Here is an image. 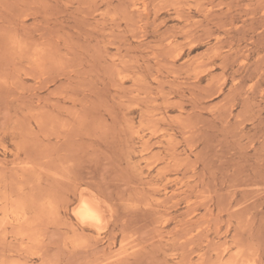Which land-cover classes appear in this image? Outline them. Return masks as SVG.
<instances>
[{
    "label": "rangeland",
    "instance_id": "374dc122",
    "mask_svg": "<svg viewBox=\"0 0 264 264\" xmlns=\"http://www.w3.org/2000/svg\"><path fill=\"white\" fill-rule=\"evenodd\" d=\"M232 262L264 264V0H0V264Z\"/></svg>",
    "mask_w": 264,
    "mask_h": 264
},
{
    "label": "bare ground",
    "instance_id": "6f19581e",
    "mask_svg": "<svg viewBox=\"0 0 264 264\" xmlns=\"http://www.w3.org/2000/svg\"><path fill=\"white\" fill-rule=\"evenodd\" d=\"M135 7V6H134ZM142 12H143V10H141ZM20 132V131H19ZM21 142V141H20ZM169 143V142H168ZM148 144V143H147ZM4 153V152H3ZM158 157V156H157ZM172 160V159H171ZM161 167V166H160ZM160 169V168H159ZM77 186V185H76ZM72 189V188H71ZM157 189V188H156ZM70 190V189H69ZM57 191V190H56ZM34 192V191H33ZM57 192H59V191H57ZM80 192H82V191H80ZM28 193V192H27ZM83 193H86V192H83ZM81 194V199H80V202H78V204L73 208V212H74V214H75V216H76V218L82 223V224H84V225H91V226H93V227H95V228H97V229H100L101 228V225L103 224V221H104V219H105V215L108 213V212H106V211H108V210H106L105 209V207L106 206H104V204L102 203V201L100 200V198H99V196L98 195H96V194H94V193H92V192H88L87 194ZM50 194V193H49ZM50 195H54L53 193L52 194H50ZM56 196V195H55ZM30 197H32V196H30ZM41 197H44V196H41ZM51 197V196H50ZM56 197H58V196H56ZM36 200V199H35ZM55 201V200H54ZM58 201H61V200H59L58 199ZM87 204L88 205V208L91 210V211H93V212H96L97 214H98V216H99V222H97V221H95V220H82L79 216H77L76 215V213H77V211L80 209V207H81V204ZM43 204V203H42ZM64 204V203H63ZM14 206V205H13ZM35 206V205H34ZM46 208V207H45ZM37 209V208H36ZM41 210V209H40ZM39 210V211H40ZM35 211H37V210H35ZM9 212V211H8ZM105 212H106V214H105ZM42 213H44V212H42ZM35 214V213H34ZM18 215H20V214H18ZM24 215H25V212H24ZM19 218V217H18ZM30 218V217H29ZM28 218V219H29ZM39 218V217H38ZM37 218V219H38ZM32 219H34V217L32 218ZM36 220V219H35ZM27 221V220H26ZM8 222V221H7ZM25 222V221H24ZM18 224V223H17ZM21 224V223H20ZM23 224V223H22ZM27 224H28V222H27ZM25 225V224H24ZM23 225V226H24ZM36 225V224H35ZM20 226V225H19ZM18 226V227H19ZM22 226V225H21ZM26 226H28V225H26ZM34 226V225H33ZM17 227V226H16ZM30 227V225L27 227V229ZM32 227V226H31ZM30 227V228H31ZM38 227H40V226H38ZM37 227V228H38ZM29 228V229H30ZM105 228V227H104ZM23 229V228H22ZM35 230V229H34ZM3 231V230H2ZM26 231V230H25ZM103 231V230H102ZM23 232H24V230H23ZM21 233H22V231H21ZM81 238V237H80ZM78 240H79V238H78ZM33 241V240H32ZM32 243V242H31ZM21 246V245H20ZM19 249V248H18ZM13 250V249H12ZM226 252V251H225ZM238 255V254H237ZM19 256V255H18ZM242 259V258H241ZM219 260V259H218ZM217 260V261H218ZM225 260H227V258L225 259ZM252 261V260H251ZM221 262V261H220ZM237 262V261H236ZM236 262H232V263H230V264H234V263H236ZM222 264V263H221ZM226 264V263H225ZM228 264V263H227Z\"/></svg>",
    "mask_w": 264,
    "mask_h": 264
},
{
    "label": "snow or ice",
    "instance_id": "6c2138e0",
    "mask_svg": "<svg viewBox=\"0 0 264 264\" xmlns=\"http://www.w3.org/2000/svg\"><path fill=\"white\" fill-rule=\"evenodd\" d=\"M82 220H95L99 222V216L96 212L91 211L87 204H81L80 209L76 213Z\"/></svg>",
    "mask_w": 264,
    "mask_h": 264
}]
</instances>
